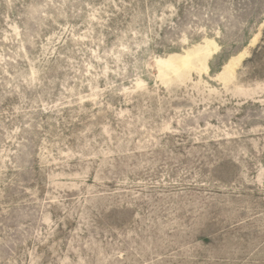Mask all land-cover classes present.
I'll return each mask as SVG.
<instances>
[{"label": "rangeland", "instance_id": "374dc122", "mask_svg": "<svg viewBox=\"0 0 264 264\" xmlns=\"http://www.w3.org/2000/svg\"><path fill=\"white\" fill-rule=\"evenodd\" d=\"M0 264H264V0H0Z\"/></svg>", "mask_w": 264, "mask_h": 264}]
</instances>
